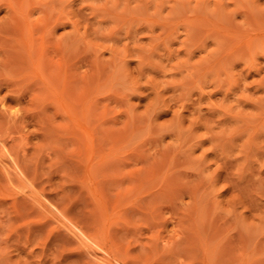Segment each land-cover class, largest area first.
Wrapping results in <instances>:
<instances>
[{
  "label": "rangeland",
  "instance_id": "obj_1",
  "mask_svg": "<svg viewBox=\"0 0 264 264\" xmlns=\"http://www.w3.org/2000/svg\"><path fill=\"white\" fill-rule=\"evenodd\" d=\"M0 141V264H264V0H0Z\"/></svg>",
  "mask_w": 264,
  "mask_h": 264
},
{
  "label": "bare ground",
  "instance_id": "obj_2",
  "mask_svg": "<svg viewBox=\"0 0 264 264\" xmlns=\"http://www.w3.org/2000/svg\"><path fill=\"white\" fill-rule=\"evenodd\" d=\"M20 7V6H19ZM28 22V21H26ZM29 23V22H28ZM33 40V39H32ZM32 44V43H31ZM3 103V102H1ZM3 106V105H2ZM14 113V112H12ZM13 115V114H12ZM3 138V137H2ZM1 138V139H2ZM1 142V141H0ZM4 144V143H3ZM22 148V147H21ZM24 148V147H23ZM2 149V148H1ZM6 149V148H5ZM8 149V148H7ZM3 150V149H2ZM22 150V149H21ZM10 152V151H9ZM13 156V155H12ZM9 159V158H8ZM5 160L0 158V163L3 164L2 166H5V168L8 170V171H11L13 172L14 174H18V170H17V167L14 166V165H11V166H6V163L4 162ZM7 161V160H6ZM9 162V161H8ZM4 171V170H3ZM11 175V174H10ZM19 175V174H18ZM23 175V174H22ZM17 176V175H16ZM21 177V175H20ZM20 179V178H19ZM23 179V177H22ZM28 180V179H27ZM17 181V180H16ZM19 181V180H18ZM17 181V183H18ZM21 182V181H20ZM24 182V180H23ZM16 184V183H15ZM27 184V183H26ZM14 186V185H13ZM20 185H18L17 187H19ZM29 186V185H28ZM22 189V187H21ZM32 191V190H31ZM23 192V191H22ZM24 193V192H23ZM21 194V193H20ZM33 195V194H32ZM35 195V194H34ZM31 196V195H30ZM37 198V197H36ZM35 200V199H34ZM45 208V207H44ZM45 210V209H44ZM46 211V210H45ZM44 214V213H43ZM49 215V214H48ZM54 215V214H53ZM56 216V215H55ZM57 218V217H56ZM59 216H58V220H59ZM57 220V221H58ZM60 222V220H59ZM75 226V225H74ZM71 229V231L73 232V235L79 239L80 243L82 244V246L88 251V253L94 257L96 260H98L100 263L102 264H110L109 263V260L108 259V256L106 255V251H101L100 247H96L95 245H93V242H92V239L90 237H88V235L84 234L81 229L78 230V228H73V227H69ZM71 232V233H72ZM97 262V261H96Z\"/></svg>",
  "mask_w": 264,
  "mask_h": 264
}]
</instances>
